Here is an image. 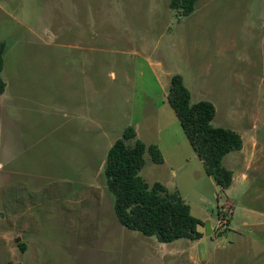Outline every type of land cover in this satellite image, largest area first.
<instances>
[{"label": "rangeland", "instance_id": "obj_1", "mask_svg": "<svg viewBox=\"0 0 264 264\" xmlns=\"http://www.w3.org/2000/svg\"><path fill=\"white\" fill-rule=\"evenodd\" d=\"M169 3L0 0V264H264V0ZM176 75L242 138L226 190L168 102ZM127 127L167 161L146 151L140 176L180 194L201 239L118 223L102 168Z\"/></svg>", "mask_w": 264, "mask_h": 264}, {"label": "trees", "instance_id": "obj_2", "mask_svg": "<svg viewBox=\"0 0 264 264\" xmlns=\"http://www.w3.org/2000/svg\"><path fill=\"white\" fill-rule=\"evenodd\" d=\"M197 1L170 0L169 6L188 16L194 12ZM3 51V46H0V94L5 88L1 78ZM168 102L194 153L202 162L205 174L219 188L228 189L233 173L223 166V159L230 152L242 149L241 136L231 129L212 126L214 106L208 101L192 104L190 92L178 75L171 79ZM146 151L155 164L163 163L158 147L146 146L137 138L135 129L127 127L107 152L102 173L118 223L144 237H154L161 244L201 239L198 227L202 223L191 215L180 194L168 191L160 183L149 185L140 176ZM18 247L24 251V245L19 244Z\"/></svg>", "mask_w": 264, "mask_h": 264}, {"label": "crops", "instance_id": "obj_3", "mask_svg": "<svg viewBox=\"0 0 264 264\" xmlns=\"http://www.w3.org/2000/svg\"><path fill=\"white\" fill-rule=\"evenodd\" d=\"M257 146H258V142H257V140H254V143L252 144V150H251V154L252 153H256L257 151ZM242 150H243V147H242ZM161 154H162V152H161ZM195 156H196V154H195ZM197 157V156H196ZM162 158H163V163L161 164V165H165V164H167V161H166V159H165V157L163 156V154H162ZM201 162V161H200ZM202 163V162H201ZM203 165V164H202ZM242 178L244 179L245 178V176L244 175H242ZM212 179V178H211ZM232 182H233V178H232Z\"/></svg>", "mask_w": 264, "mask_h": 264}, {"label": "water", "instance_id": "obj_4", "mask_svg": "<svg viewBox=\"0 0 264 264\" xmlns=\"http://www.w3.org/2000/svg\"><path fill=\"white\" fill-rule=\"evenodd\" d=\"M205 235H211L212 234V228H211V226H210V224L209 223H206L205 224ZM19 241V239H17V242Z\"/></svg>", "mask_w": 264, "mask_h": 264}]
</instances>
